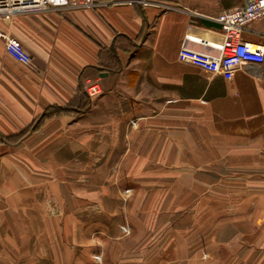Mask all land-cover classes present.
Segmentation results:
<instances>
[{"label": "crops", "instance_id": "1", "mask_svg": "<svg viewBox=\"0 0 264 264\" xmlns=\"http://www.w3.org/2000/svg\"><path fill=\"white\" fill-rule=\"evenodd\" d=\"M96 1L0 17V264H264V59H177L250 0Z\"/></svg>", "mask_w": 264, "mask_h": 264}, {"label": "built area", "instance_id": "2", "mask_svg": "<svg viewBox=\"0 0 264 264\" xmlns=\"http://www.w3.org/2000/svg\"><path fill=\"white\" fill-rule=\"evenodd\" d=\"M70 0H0V17H10L47 10L49 8L62 9L69 5ZM142 5L148 4L145 0H130ZM83 6L94 8L96 0H83ZM264 17V0H250L245 5L225 11L217 17L211 18L221 30L220 43L204 42L201 39L185 36L179 46L177 59L188 63L203 71L221 75L225 80H231L234 72L244 64L260 65L264 59V46L242 39V32L246 27ZM4 40L6 53L14 60L25 65H31V56L17 40L0 32ZM188 42L198 43L214 53L196 50L187 46ZM99 92L97 86H92L87 92L89 96Z\"/></svg>", "mask_w": 264, "mask_h": 264}, {"label": "rangeland", "instance_id": "3", "mask_svg": "<svg viewBox=\"0 0 264 264\" xmlns=\"http://www.w3.org/2000/svg\"><path fill=\"white\" fill-rule=\"evenodd\" d=\"M98 248V247H97Z\"/></svg>", "mask_w": 264, "mask_h": 264}]
</instances>
